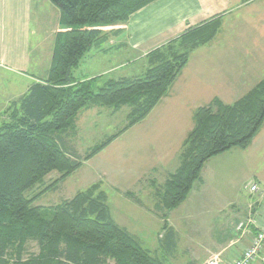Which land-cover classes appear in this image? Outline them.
Returning a JSON list of instances; mask_svg holds the SVG:
<instances>
[{"label":"trees","instance_id":"1","mask_svg":"<svg viewBox=\"0 0 264 264\" xmlns=\"http://www.w3.org/2000/svg\"><path fill=\"white\" fill-rule=\"evenodd\" d=\"M60 9L49 70L11 102L0 126V264H166L137 235L112 216L102 181L52 205L35 200L60 184L124 131L145 119L168 93L194 49L210 42L221 27L220 16L186 29L150 51L141 74L106 78L78 76L75 70L93 47L123 33L131 15L154 0H50ZM96 85L99 87L97 89ZM93 105L117 112L129 106L118 132L80 155L65 137L77 133L81 110ZM194 127L182 143L180 162L164 183L152 180L154 211L164 219V236L175 244L169 214L184 202L212 156L233 147L247 148L264 123V77L231 103L213 98L196 108ZM58 172L51 183L45 177ZM38 185L41 187L38 192ZM35 191V192H34ZM26 192L28 194H26ZM34 192V193H33ZM127 194L144 204L133 192ZM43 211L52 212L50 218ZM39 247L27 254V245ZM166 242V241H164Z\"/></svg>","mask_w":264,"mask_h":264},{"label":"crops","instance_id":"2","mask_svg":"<svg viewBox=\"0 0 264 264\" xmlns=\"http://www.w3.org/2000/svg\"><path fill=\"white\" fill-rule=\"evenodd\" d=\"M46 1L0 0V116L3 120L9 118L8 107L11 102L25 94L33 83L39 81L40 76L47 73L51 65L55 34L60 29V11L54 10V16H58L59 21L57 26L48 35L40 33L33 40L37 32L34 23L45 22L41 14H36L35 6L37 2ZM215 16H220L222 21L217 35L192 51L188 63L168 93L144 120L152 119L151 115L156 110L154 116L157 123L150 125L149 130L170 128L181 134L182 142L164 143L166 146H179L178 152H168L171 156L165 165H171V169L167 171V176L179 165L182 143L195 124L193 115L196 108L216 97L226 103L234 102L264 77V0H154L133 13L127 23L115 25L114 29L122 26L123 33L111 37L110 46L103 45L96 50L97 55L104 57L112 52L110 47L118 51L125 50L131 58L130 64L140 63L145 71L149 65L147 55L150 51L177 38L187 28ZM50 39L53 40L52 50L50 44H46V40L50 42ZM45 44L46 56L43 54ZM37 46L39 50H35ZM114 69L106 67L87 76L104 77ZM9 76L15 78L10 79ZM9 82L11 84L8 86ZM263 127L264 123L251 145L257 144V137ZM252 172L255 176L253 180L260 187L259 197L249 201L243 212L240 208L234 209L236 204H231L235 234L222 240V243L204 244L206 253L189 264H206L213 255L219 257L220 264H228L251 244L264 223V173ZM201 175L202 179L198 181L205 185L203 169ZM249 215L254 216L256 224L238 229V223ZM170 224L176 230L175 224ZM191 232L199 233L200 230L194 225ZM251 264H264V246Z\"/></svg>","mask_w":264,"mask_h":264},{"label":"rangeland","instance_id":"3","mask_svg":"<svg viewBox=\"0 0 264 264\" xmlns=\"http://www.w3.org/2000/svg\"><path fill=\"white\" fill-rule=\"evenodd\" d=\"M35 7L36 14H41L45 22L34 23L37 32L34 33L33 40H36L40 33L44 36L48 35V32L57 26L59 21L58 16H54V10L60 11L59 7L49 0L46 3L37 2ZM38 25L41 27L39 28ZM114 26H107L106 29L112 30ZM48 41L46 40V44H50L52 50L53 40ZM46 44L43 52L45 56ZM108 44L109 41L103 45ZM39 49L40 47H35V50ZM97 49L93 47L86 54L75 70L76 75L82 77L106 67H115L114 71H108L104 77L99 78L97 84L101 85L106 78L125 74L136 75L144 71L140 63L130 64L131 58L125 50L118 51L110 47L112 52L104 57L97 55ZM9 84L11 82L8 86ZM98 87L96 85L95 89ZM128 111L127 105L117 112H113L111 107L100 105L81 110L77 118V133L65 137L67 145L71 150L73 148L80 155H85L91 147L125 126ZM155 112L156 110L151 115L152 119L151 117L146 121L143 119L124 131L94 157L84 161L83 165L68 176L57 190L45 192L35 200V204L46 206L55 204L63 198L72 197L78 190L85 189L94 182L102 181L112 216L120 225L137 235L139 242L151 249L166 264H189L206 253L207 248L204 244L222 243V240L231 238L235 234L232 203L236 204L234 209L240 208L243 212L249 201L259 197L258 192L250 193L246 185L255 177L252 171L264 173V127L257 137V144L251 145L252 140L247 148L233 147L206 161L203 168L205 185L196 181L187 199L169 214L168 221L176 226L175 244H172L162 238L164 219L154 211L156 198L152 180L156 179L158 184L165 182L167 171L171 169V165H165L171 156L168 152L170 150L178 152L179 149L178 145L166 146L164 143L182 142V140H180L181 134L175 130L171 131L170 128L161 131L149 130L150 125L157 123ZM3 119L0 116V126L5 121ZM58 176V172L47 175L45 185ZM40 188L38 186L36 192ZM127 191L133 192L144 204L138 203L134 197L127 194ZM223 208L225 210H222ZM43 215L50 218L52 212L43 211ZM194 225L198 226L199 233L191 232ZM38 249L37 243L30 241L27 245V254L35 253ZM211 257L207 263L205 262L206 264H210L215 259L218 260V264L221 263L218 256Z\"/></svg>","mask_w":264,"mask_h":264},{"label":"built area","instance_id":"4","mask_svg":"<svg viewBox=\"0 0 264 264\" xmlns=\"http://www.w3.org/2000/svg\"><path fill=\"white\" fill-rule=\"evenodd\" d=\"M246 188L250 193L257 192L259 190V185L256 181L252 180L247 185ZM256 224V219L254 216L249 215L243 221H240L238 224V229L243 230L251 225ZM264 246V223L261 225L254 235L251 244L244 249V251L235 258L232 262L228 264H251L252 261L257 258ZM218 260L215 259L210 264H218Z\"/></svg>","mask_w":264,"mask_h":264}]
</instances>
